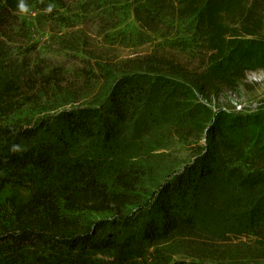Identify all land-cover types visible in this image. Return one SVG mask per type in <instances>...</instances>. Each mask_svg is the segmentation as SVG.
<instances>
[{"label":"trees","instance_id":"1","mask_svg":"<svg viewBox=\"0 0 264 264\" xmlns=\"http://www.w3.org/2000/svg\"><path fill=\"white\" fill-rule=\"evenodd\" d=\"M32 11L39 13L36 27L51 30V42L90 59L99 55L117 79L101 97L70 85L100 83L82 71L70 80L68 70L45 75L37 68L20 80L14 65L0 76V264H105L96 250L116 241L96 240L108 228L125 236L108 264H264V126L257 129L264 119L218 107L217 125L204 106L202 115L194 111L180 128L204 134L206 146L183 173L147 192L148 174L135 164L126 171L122 160L105 172L119 150L142 156L124 141L141 112L139 82L150 90L187 84L213 103L264 76V0H0V60L6 46L17 50L29 41L34 49L25 54L35 57L34 26L23 18ZM132 20L138 42L150 39L166 47L164 54L114 60L90 43L89 34L99 33L114 53L135 48L131 33L127 39ZM167 94L162 87L156 96ZM96 98L105 101L81 105ZM225 121L235 134L220 130ZM149 127L142 130L151 134ZM80 214L108 218L85 225L74 218ZM242 236H259L257 245Z\"/></svg>","mask_w":264,"mask_h":264},{"label":"rangeland","instance_id":"2","mask_svg":"<svg viewBox=\"0 0 264 264\" xmlns=\"http://www.w3.org/2000/svg\"><path fill=\"white\" fill-rule=\"evenodd\" d=\"M38 16L39 13L35 11L29 12L23 16L27 23L33 24L34 26V42L38 48L37 52L34 54L35 57L25 54V51H28L29 54V52L34 49L31 41H29L28 45L21 46V49L17 50H13L12 47L6 46L5 58L0 60V76L9 73L11 68H15L12 67L14 65L21 66L20 80H25V78H27L32 72L34 73L37 68H40V70L42 69L43 74L45 75L50 74L53 69H58L60 71L68 70L67 73L65 71L64 72L66 73V78L70 80H75L81 77L79 71H82V73L86 75L91 74V76H87V78H90L91 80L99 78L100 83H93L88 79V81L78 80L75 83L70 82V85H75L77 87L89 86L88 88L92 90L91 92L94 91L96 95L101 97L105 95L107 97L109 94V88L111 87L113 81L117 78H112L111 75L109 76L105 62L99 59V55L90 59L83 53L71 51L68 47L63 48L60 45L51 42V38L53 36L51 30H43L36 27L35 22L37 21ZM130 33L132 40L134 41L133 45L135 48H121L120 51L116 50V53L111 51L112 48L110 47L109 42H105L99 33L89 34L92 36V41L90 43L95 46V50H99L101 55H107L110 59L114 58V60L117 58L129 59L136 55L148 56L151 54H164L163 52H165L164 50L166 47L158 44L156 45L150 42V39L138 42L140 41L138 39L140 36V28L134 20H132L131 25L127 30V39H131L129 37ZM184 62L186 64L190 63L185 60ZM99 67L104 69L100 70ZM112 67L116 68L115 66ZM70 71L74 72L75 75L70 73ZM111 72H114V70L111 69ZM78 73L80 75H77ZM116 74H118L117 76L120 75V73ZM250 81L254 83H245L237 94H226L222 97L221 102L215 101L213 103L205 102L199 93L187 84L183 85L184 87H180L178 84H172L166 87L159 83L155 88L150 90L151 84L143 83L144 86L142 87L144 89L141 90L142 87L139 82L135 91L138 93L144 92V97L139 104L141 112L138 115L139 117L135 123V127H130V129L126 132L124 141H127L128 143L127 148L131 147L133 149L132 151L134 152L132 155H134V153L141 152L142 156L136 157L138 155H125L122 150H119L111 159V162H114L116 165L114 167L106 165L105 172L113 173L114 170H116L122 163V160L124 161L122 165H125L124 167L127 168L126 171L131 170L129 167L132 164H135V166L141 167V169H144L146 174H148V177H146L143 182V187L146 192L151 188V184L163 185L166 181L176 178V176L183 173L184 170L189 167L188 164L195 162V156L203 149V147L206 146L204 134L201 133L198 135V138V136H192L189 133H185L184 131L188 128H180V126L185 123H192L190 120L191 118H196L197 115H202L203 106L210 110L211 121L216 122L217 125L221 122V119L218 117V107L228 109L236 107V109L233 110L235 113H242L246 116H254L257 120L264 119V76L253 75ZM67 85L69 84H61V86ZM103 87L107 90L103 89ZM162 87L164 90L166 89L168 94L166 97L159 99V96H156V93ZM148 95H152V101ZM104 101V99L96 98L95 103L89 101L81 105L87 107H97L100 102L103 103ZM72 107V105H69L66 108ZM194 111H198V113L195 117H191ZM145 122L151 125L148 129L151 130V134L147 133V128L144 131L142 130ZM263 126L264 123H261L257 126V129H262ZM200 129L203 130L202 124L198 125L196 128H191V131H200ZM232 129L233 127H230V124L227 121L220 126V130H222L226 135L235 134L236 131H233ZM139 132L142 135L141 137L138 134ZM181 132L184 133L182 136H179V133ZM86 145L91 146V143H87ZM60 161L64 162L63 164L69 165V162L65 159ZM111 162H109V164ZM55 172L60 174V168L55 170ZM108 180H111V177ZM71 217L73 218V216ZM74 218L80 219L85 225L94 226L98 222L103 221V219L108 218V216L80 214L75 215ZM135 225L137 229L140 228V223H136ZM116 232L118 231L108 228L106 231L101 232L100 235L97 236L96 241H99V243L102 244L105 243L106 238L114 237L116 241V245H114V247H106L101 251L96 250V257H98L99 260L105 264H108L112 257H116L117 254L115 246L119 245L125 237L124 234L119 232L118 233L120 235L116 236ZM258 237L250 236L249 238L243 237L242 239L245 244L255 247L257 245L256 241L258 240ZM179 260L180 259H177V261ZM207 264L221 263L209 260Z\"/></svg>","mask_w":264,"mask_h":264},{"label":"clouds","instance_id":"3","mask_svg":"<svg viewBox=\"0 0 264 264\" xmlns=\"http://www.w3.org/2000/svg\"><path fill=\"white\" fill-rule=\"evenodd\" d=\"M23 7V5H21Z\"/></svg>","mask_w":264,"mask_h":264}]
</instances>
